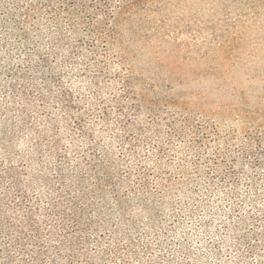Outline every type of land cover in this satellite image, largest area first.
Returning <instances> with one entry per match:
<instances>
[{"label": "rangeland", "instance_id": "rangeland-1", "mask_svg": "<svg viewBox=\"0 0 264 264\" xmlns=\"http://www.w3.org/2000/svg\"><path fill=\"white\" fill-rule=\"evenodd\" d=\"M148 3L0 0V264H264V0Z\"/></svg>", "mask_w": 264, "mask_h": 264}, {"label": "trees", "instance_id": "trees-1", "mask_svg": "<svg viewBox=\"0 0 264 264\" xmlns=\"http://www.w3.org/2000/svg\"><path fill=\"white\" fill-rule=\"evenodd\" d=\"M28 13L27 17L39 13L44 8H48L54 20L66 18L72 23L73 31H76L80 24L84 23V30L90 35L88 45L93 48L97 47L96 40L93 38L100 37L102 29L105 26L112 24L110 38H115L117 35L116 29L119 27L121 32V24L124 21L130 20L132 16L138 13V9L144 10L150 0H27ZM138 10V11H137ZM65 16V17H63ZM63 20V19H62ZM80 23V24H79ZM114 34V36H112ZM121 34V33H119ZM93 36V38H92ZM89 40V39H88ZM80 44H87L85 39H79ZM126 82V81H125ZM127 85V84H125ZM124 92H128L126 87ZM124 108V105H121ZM134 108V107H133ZM136 109V108H135ZM198 133L202 135L196 136L197 141L202 143L205 137H208L202 128H198ZM207 140V139H206Z\"/></svg>", "mask_w": 264, "mask_h": 264}]
</instances>
